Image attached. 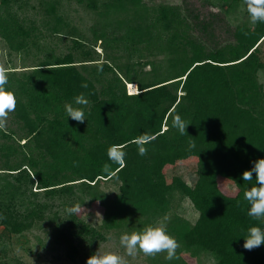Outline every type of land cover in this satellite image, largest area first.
Here are the masks:
<instances>
[{"label": "trees", "instance_id": "obj_1", "mask_svg": "<svg viewBox=\"0 0 264 264\" xmlns=\"http://www.w3.org/2000/svg\"><path fill=\"white\" fill-rule=\"evenodd\" d=\"M55 2H43L50 20H45L48 29L38 32L37 39L34 22L23 25L13 11L26 3L0 0V38L10 50L27 55L51 36L73 40L75 50L88 45L74 35L68 20L56 16ZM179 2L155 7L144 0L91 2L104 18L93 39L103 43L105 51L133 52L142 45L168 56L164 71L149 79L136 81L130 67L123 69L107 56L113 66H98L110 76L98 90L95 82L101 79L87 71L86 61H74L72 52L32 61L18 74L7 72L5 88L17 100L6 127L0 129V225L8 234L47 227L53 239L67 246L70 260L76 261L82 252L88 258L106 239L66 209L98 182L115 179L120 195L106 208L101 229L118 228L133 212L163 210L176 190L198 213L193 225L181 219L172 225L181 249L177 253L198 247L212 254L215 264H264V245L251 251L242 247L246 230L264 229V220L247 216L243 192L255 182L241 179L252 161L264 159V89L258 82L264 71V23L231 26L219 16L227 36L220 45L214 21H198L187 0ZM126 10L131 12L128 18L107 19ZM190 18L196 20L190 22L192 27ZM191 29L200 32L202 41ZM80 93L89 101L83 107V123L67 118L64 110ZM176 115L189 124L185 134L173 127ZM141 133L152 137L146 156L138 155L133 143ZM190 143L195 147L189 149ZM112 145L126 153L123 165L109 160ZM189 164L196 166L193 187L173 173ZM40 198L43 201L36 202Z\"/></svg>", "mask_w": 264, "mask_h": 264}, {"label": "rangeland", "instance_id": "obj_2", "mask_svg": "<svg viewBox=\"0 0 264 264\" xmlns=\"http://www.w3.org/2000/svg\"><path fill=\"white\" fill-rule=\"evenodd\" d=\"M22 1L26 3V7H23V5L25 6L23 4L20 8L16 9L14 7L13 11L18 12L19 21L25 22L23 25H29L26 24L29 21L34 22L32 26L34 29L33 32H35V38L39 39L40 36L36 37V34L48 29L49 24L46 25L45 20H50L45 13V6L43 4L45 0ZM92 1L94 0H56L55 2L56 16L68 20L71 23V28L75 30L74 35L83 38L88 45L79 48V50H75L73 49V40L51 36V38H48V42L42 43L40 49L33 48L26 55L10 50L0 38V67L5 68L6 72H17L21 71L24 66H30L32 61H42L51 56H63L68 52H72L74 61H86L83 64L87 65V71L94 73L98 79H101V82H95L98 90H102L105 87L106 84L104 81L110 77L109 73L105 72V69L101 72V68L98 67L106 65L105 63L113 64L111 60H106L107 56L113 58L115 63L121 65L123 69L126 66L130 67V76H135L136 81L145 78L149 79L152 75L162 73L166 67L165 61L168 58L164 54H158L153 49H145L142 45L133 49V52L118 51L114 48L105 51L103 49V43L94 42V33L95 31H100V26L104 18L99 17L100 11L91 3ZM102 1L104 0H97L98 4ZM179 1L181 0H144V3L149 7H155L160 4L174 6L179 5ZM187 2V6L190 7L192 14L199 16L198 21L202 23L214 21L216 36L214 38L220 45L225 43L227 36L223 32L225 28L219 26L221 25L218 22L219 16L224 15L228 24L231 26H253L249 18L245 16V11L242 10L243 5L233 3L231 0H187ZM130 14L131 12L127 10L115 12L107 19L115 21L120 18H128ZM190 22L195 24L196 20L189 19L188 24L191 26ZM216 26L218 28L217 30ZM199 33L195 29L192 30V34L196 38L199 36L201 40V34L198 35ZM204 43L210 47V44L207 42ZM213 43L216 42H212L211 46ZM150 63L152 64L150 65ZM153 66L155 70L149 75H139V73L148 74L151 69H154ZM81 67L79 66L78 68L81 70ZM13 68L15 69L13 70ZM135 72H137V75L134 74ZM258 75V82L264 89V71ZM125 93L126 95H130L127 90V85H125ZM165 129L166 127L164 126L162 130ZM173 173L184 177L188 186H194L197 177L196 166L194 164L177 168ZM0 178H2V174H0ZM119 186L120 182L115 179L98 182L92 188L87 189V195L85 191L83 192V200L81 199L78 203L83 209L80 213H77L78 217L100 231L106 239L105 242L98 245L94 253L97 251L101 254L104 252L114 253L123 258L124 264H168V262H178L179 264H215L214 256L198 247L190 249L187 252L177 253L176 257L172 260L165 258L166 253H160L155 256H145L143 253H138L135 256H127L126 250L119 242L122 234L142 231L146 226H158L160 223H163L166 225L167 233L175 238L176 236L172 232V225L178 224L179 219L187 222L189 225H193L198 217V213L194 210L189 200L183 197L181 192L174 190L167 197V205L163 210H151L146 214L133 212L127 216L118 228L114 230L101 229L100 225L104 214H106V208H109L110 204L120 195ZM42 201V198L36 200L39 203ZM50 235L49 228L40 226H35V228L23 235H11L0 225V264H82L80 259H87L86 254L82 252L76 261L70 260L66 254L67 246L60 244Z\"/></svg>", "mask_w": 264, "mask_h": 264}, {"label": "clouds", "instance_id": "obj_3", "mask_svg": "<svg viewBox=\"0 0 264 264\" xmlns=\"http://www.w3.org/2000/svg\"><path fill=\"white\" fill-rule=\"evenodd\" d=\"M242 10L246 11L251 24L264 23V0H242ZM102 70V69H101ZM8 83L6 69L0 67V129L6 127L9 113L15 111L17 100L13 92L6 90ZM82 88H87L86 83L81 84ZM138 93V92H137ZM136 93V94H137ZM89 103L84 93H80L73 98L72 102L64 105L67 118L77 123L85 121L84 106ZM77 105V106H74ZM189 124L182 120L179 115L173 118V127L177 128L181 134H185V129ZM152 137L141 133L134 138L138 155L146 156L148 149L146 145L150 143ZM195 147L194 143L189 144V149ZM112 163L124 164L126 153L118 145H112L107 152ZM108 167L107 165L105 166ZM243 182H255L254 185L243 192V201L246 202V214L253 220H264V159H256L251 162V167L242 172ZM83 209L79 204L66 209L68 214L80 213ZM242 247L251 251L264 245V229L253 226L246 230L243 237ZM120 245L126 250L127 256H135L143 253L145 256H155L166 253V259L172 260L176 257L177 249L180 247L178 241L167 233L166 225L160 223L158 226H146L142 231L124 233L120 236ZM85 264H124L123 258L111 252L95 254L86 259Z\"/></svg>", "mask_w": 264, "mask_h": 264}]
</instances>
